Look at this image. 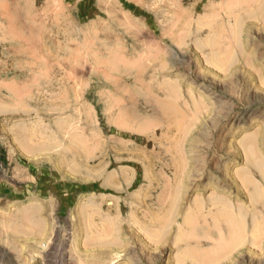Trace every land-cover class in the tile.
Masks as SVG:
<instances>
[{"label": "rangeland", "instance_id": "1", "mask_svg": "<svg viewBox=\"0 0 264 264\" xmlns=\"http://www.w3.org/2000/svg\"><path fill=\"white\" fill-rule=\"evenodd\" d=\"M0 33V264H264V0H0Z\"/></svg>", "mask_w": 264, "mask_h": 264}, {"label": "bare ground", "instance_id": "2", "mask_svg": "<svg viewBox=\"0 0 264 264\" xmlns=\"http://www.w3.org/2000/svg\"><path fill=\"white\" fill-rule=\"evenodd\" d=\"M234 2V1H233ZM238 2V1H237ZM252 2H253V0H252ZM243 3V2H242ZM239 4V3H238ZM226 6V5H225ZM224 6V7H225ZM227 9V8H226ZM6 15H7V13H6ZM11 17V16H10ZM210 17V16H209ZM6 18H8L7 16H6ZM35 18V17H34ZM33 20V19H32ZM12 21V20H11ZM202 22V21H201ZM212 22V21H211ZM184 24V23H183ZM204 24V23H203ZM8 25V24H7ZM184 26V25H183ZM234 26V25H233ZM6 27H8V26H6ZM230 27V26H229ZM11 28V27H10ZM14 28V27H13ZM242 28V27H241ZM5 29V28H4ZM222 29V28H221ZM231 29V28H230ZM8 31H10L9 30V28L7 29ZM215 30V29H214ZM213 30V31H214ZM217 30H220V29H217ZM222 32V31H221ZM220 32V33H221ZM235 32V31H234ZM9 33V35L10 34H12V33H14L13 31H12V33H10V32H8ZM215 33V32H214ZM219 33V32H218ZM19 34V33H18ZM222 34V33H221ZM220 34V35H221ZM0 35H1V33H0ZM13 35V34H12ZM168 35V34H167ZM219 35V34H218ZM219 35V36H220ZM231 35L233 36V34L231 33ZM234 35H236V33L234 34ZM14 36H15V34H14ZM216 36V35H215ZM214 36V37H215ZM230 35H227L226 37L228 38ZM236 36H238V35H236ZM235 36V37H236ZM213 37V38H214ZM217 37V36H216ZM215 37V38H216ZM221 37V36H220ZM218 38V37H217ZM225 38V37H224ZM237 38V37H236ZM10 39V38H9ZM19 39V38H18ZM223 39V38H222ZM234 39V36H233V38L231 37V40H233ZM28 40V39H27ZM220 40V39H219ZM225 40V39H224ZM229 40V39H228ZM228 40H227V42H228ZM230 40V41H231ZM239 40V39H238ZM226 41V40H225ZM224 41V42H225ZM234 41H235V39H234ZM180 42V41H179ZM219 42V41H218ZM217 42V43H218ZM2 46H3V49H4V46H13L14 44H17L18 45V52L21 54L20 56L22 57V58H24V56H25V51H24V40H19L17 43H15V42H13V43H9V44H6V41L4 40L2 43ZM219 44V43H218ZM227 44V43H226ZM28 45V44H27ZM216 46V45H215ZM218 46H220V45H218ZM217 46V48H219ZM236 46V45H235ZM28 48V47H27ZM229 48V47H228ZM241 48V47H240ZM7 49V47L5 48V50ZM14 49V48H13ZM12 49V50H13ZM220 49V48H219ZM224 49H226V47L224 48ZM12 52V51H11ZM32 53H33V51H32ZM31 53V54H32ZM8 54H10V53H8ZM231 54V53H230ZM11 55H13V54H11ZM36 55H38V54H36ZM147 55V54H146ZM70 56V55H69ZM30 57H31V55H30ZM151 57V56H150ZM40 59H41V57H39ZM36 59H37V57H36ZM11 65V60L9 59V60H7V59H5V61L3 60V64H2V67L4 68L3 69V74L5 75V76H7L8 74H9V71H13V69L12 68H10L9 69V67L8 66H10ZM27 65H29V64H27ZM160 65V64H159ZM161 66V65H160ZM19 67H21V66H19ZM39 67V66H38ZM18 69V68H17ZM38 69V68H37ZM63 70V69H62ZM76 70V69H75ZM39 71V70H38ZM30 72H32V71H30ZM44 73V72H43ZM46 73V72H45ZM35 74V73H34ZM15 75V74H14ZM42 75V74H41ZM37 76V75H36ZM21 78V77H20ZM35 78V77H34ZM33 78V79H34ZM14 80H17L18 79V77L17 76H14V78H13ZM70 79V78H69ZM12 81V80H11ZM33 82H36V81H33ZM34 85V84H33ZM18 89V88H17ZM11 90H13V89H10V91ZM16 90V89H15ZM19 91V90H18ZM17 91V92H18ZM14 92V91H13ZM26 92V91H25ZM29 92V91H28ZM26 94V93H25ZM17 97V96H16ZM18 99V98H17ZM166 107V106H165ZM166 109V108H165ZM169 111V110H168ZM80 142V141H79ZM186 159V158H185ZM174 165V164H173ZM179 167V166H178ZM182 167H183V165H182ZM204 172V171H203ZM190 173V172H189ZM203 174V173H202ZM201 174V175H202ZM205 176V175H204ZM174 178V177H173ZM148 179V178H147ZM182 179V178H181ZM180 179V180H181ZM168 184V183H167ZM167 187V186H166ZM109 188V187H108ZM113 189V188H112ZM167 189H168V187H167ZM163 195H165V193H163ZM238 195V194H237ZM255 195V194H254ZM253 195V196H254ZM166 196V195H165ZM250 196V195H249ZM252 196V195H251ZM239 197V196H238ZM260 197H261V194H260ZM257 198V197H256ZM259 198V197H258ZM263 199V198H262ZM178 200H180L179 199V196H178V193H175V194H173L172 196H171V199L168 201V205H167V207H168V209L166 210L167 212H169L170 214H172V212L174 211V209H175V207H176V205L178 204L177 202H178ZM240 200V199H239ZM257 199H255V201H256ZM90 201V200H89ZM181 201V200H180ZM254 201V202H255ZM256 203V202H255ZM249 204H250V202H249ZM261 204V203H260ZM257 205V204H256ZM250 206V205H249ZM216 207V206H215ZM263 207V206H262ZM217 208V207H216ZM218 208H219V210H220V212H222L223 214H224V217L226 218V223H227V225H226V227H223L222 225H219L218 226V229H217V234H220L221 233V231L222 230H224V229H226L227 231H228V233H230L235 227H238L239 229L240 228H244L246 225H248L249 224V222H250V220H251V218H257V217H251V215L249 214V212L248 211H244V210H238V211H236L235 209H234V207H232V206H228V205H226V204H224V203H221L219 206H218ZM261 208V207H260ZM248 209V208H247ZM256 209V208H255ZM255 209H253V210H255ZM157 210V209H156ZM179 210V209H178ZM206 210V209H205ZM217 210V209H216ZM215 210V211H216ZM256 210H260V209H256ZM175 212V211H174ZM196 212V211H195ZM259 211H257V213H258ZM81 212H79V214H80ZM260 213V212H259ZM87 216H88V214H86ZM85 215V216H86ZM90 215V214H89ZM160 217H161V219H159L158 221H160L161 220V222H162V217H164V215L165 214H163V213H160V214H158ZM220 215H222V214H220ZM171 216H174V214L173 215H171ZM188 216V215H187ZM215 216H217V215H215ZM82 217V216H81ZM258 217H260V216H258ZM192 218V217H191ZM193 219H195V218H193ZM87 220V219H86ZM89 220V219H88ZM103 220H105V219H103ZM201 220V219H200ZM214 220V219H213ZM184 221V220H183ZM189 221H191L190 219H188V221H185L184 223H183V226H182V228H181V231L183 232V230H186V226H188V225H190L189 224ZM258 221V220H257ZM84 222V221H83ZM90 222V221H89ZM88 222V223H89ZM113 223V222H112ZM198 223V222H197ZM203 223V222H202ZM224 223V222H223ZM256 223V222H255ZM107 224V223H106ZM167 224V223H166ZM165 224V225H166ZM196 224V223H195ZM213 224V223H212ZM257 224V223H256ZM94 225V224H93ZM198 225V224H197ZM216 225V224H215ZM224 225V224H223ZM83 226H86V225H84L83 224ZM106 226V225H105ZM107 226H109V225H107ZM164 226V225H163ZM192 227H193V225H191ZM191 226H188V227H190L191 229H192V227ZM259 227V226H258ZM87 228V227H86ZM90 228V227H89ZM107 228V227H106ZM88 229V228H87ZM93 229V228H92ZM95 229V228H94ZM111 229V228H110ZM89 230V229H88ZM101 230H102V228H101ZM101 230H100V232H101ZM107 230V229H106ZM114 230V229H113ZM147 230V229H146ZM180 230V229H179ZM255 230V229H254ZM263 230V229H262ZM98 231V230H97ZM115 231V230H114ZM215 231H216V228H215ZM237 231V230H236ZM111 232H112V230H111ZM117 231H115V233H116ZM149 232V231H148ZM186 232H188V231H186ZM185 232V233H186ZM255 232V231H254ZM99 233V232H98ZM153 233V232H152ZM184 233V232H183ZM237 233V232H236ZM245 232H243V234H244ZM260 233V232H259ZM104 234V233H103ZM109 234V233H108ZM187 234V233H186ZM185 234V235H186ZM192 234V233H191ZM242 234V233H241ZM107 235V234H106ZM113 235V234H112ZM111 235V236H112ZM153 235V234H152ZM182 235V234H181ZM235 236L237 235V234H234ZM145 236V235H144ZM212 236V235H211ZM225 236H227V234H225ZM232 236H233V234H232ZM234 236V237H235ZM105 237V236H104ZM193 237H195V236H193ZM231 237V236H230ZM233 237V238H234ZM238 236H236L235 237V240H236V238H237ZM242 237V236H241ZM240 238V237H239ZM197 239V238H196ZM149 240V239H148ZM237 240H239V239H237ZM147 241V240H146ZM158 242V241H157ZM176 243H185V246H186V244L188 245V246H190V247H200V246H205V245H208L207 243H201L200 241H198V240H194V239H192V238H189V237H183V235L182 236H180L179 238H177V241H176ZM231 243H233V242H231ZM220 247H221V245H220ZM194 249V248H193ZM198 249V248H197ZM190 250H192V249H190ZM187 252H191V251H187ZM201 254V253H200ZM206 255V254H205ZM205 255H203V256H205ZM186 256V255H185ZM190 259H194L195 257L197 258V256H195V255H193V254H191V253H189V256H188ZM201 258H202V256H200ZM187 258V257H186ZM205 258V257H204ZM210 258V257H209ZM216 258V257H215ZM196 260V259H195ZM194 260V261H195ZM215 260V259H214ZM207 262L209 261L210 262V260H206ZM208 262V263H209ZM202 263H204L203 261H202Z\"/></svg>", "mask_w": 264, "mask_h": 264}]
</instances>
